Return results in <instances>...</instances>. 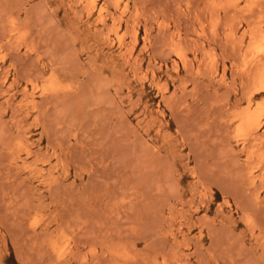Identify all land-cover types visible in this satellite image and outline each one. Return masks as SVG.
Returning a JSON list of instances; mask_svg holds the SVG:
<instances>
[{
    "label": "rangeland",
    "instance_id": "rangeland-1",
    "mask_svg": "<svg viewBox=\"0 0 264 264\" xmlns=\"http://www.w3.org/2000/svg\"><path fill=\"white\" fill-rule=\"evenodd\" d=\"M263 48L264 0H0V264H264Z\"/></svg>",
    "mask_w": 264,
    "mask_h": 264
},
{
    "label": "bare ground",
    "instance_id": "bare-ground-1",
    "mask_svg": "<svg viewBox=\"0 0 264 264\" xmlns=\"http://www.w3.org/2000/svg\"><path fill=\"white\" fill-rule=\"evenodd\" d=\"M251 36V35H250ZM260 37V36H259ZM255 39V38H254ZM253 39V40H254ZM243 40V39H242ZM250 41H251V39H250ZM255 41H256V39H255ZM257 42V41H256ZM239 45V44H238ZM241 47V46H240ZM239 47V48H240ZM247 47V46H246ZM238 48V49H239ZM236 49V48H235ZM254 49V48H253ZM264 49V48H263ZM237 50V49H236ZM235 50V51H236ZM255 50V49H254ZM238 51V50H237ZM245 51V50H244ZM259 54V53H258ZM257 54V55H258ZM237 55V54H236ZM244 56V55H243ZM239 57V56H238ZM255 57V56H254ZM256 57H258V56H256ZM255 57V58H256ZM260 57V56H259ZM247 58L249 59V57L247 56ZM262 58V57H261ZM250 60V59H249ZM261 60H263V59H261ZM253 62H254V59L252 60ZM251 61V62H252ZM255 61H256V59H255ZM246 62H248L247 64H250L251 62H249V61H246ZM246 62H245V64H246ZM258 62H259V60H258ZM240 63V62H239ZM246 64V65H247ZM255 66V65H254ZM253 66V67H254ZM246 67V66H245ZM249 67V66H248ZM249 68H247L246 67V70H248ZM241 71V70H240ZM242 71H243V69H242ZM241 71V72H242ZM253 70H251V72H252ZM244 72H246V71H243V73ZM248 72V71H247ZM254 74V73H253ZM244 76H245V74H243ZM251 75V74H250ZM249 76V75H248ZM252 77V76H251ZM250 77V78H251ZM247 78V77H246ZM250 78H249V80H250ZM253 79H254V81H255V83L257 84V85H259L261 88H264V69L262 70V69H259V70H257V72L253 75ZM246 83H245V85L247 84V81H245ZM249 83H250V81H249ZM257 88H259V87H257ZM255 93V92H254ZM253 93V94H254ZM245 99H247V98H245ZM249 110V109H248ZM254 112V111H253ZM251 114V113H250ZM241 117V116H240ZM248 117H249V115H248ZM258 118V117H257ZM257 118H255V117H251V118H249V120L246 122V124H245V126L244 127H241L242 128V130L243 129H245L246 130V133L248 134V136L250 137V138H252V139H254V140H260V139H262L261 137L262 136H257L256 135V133H257V130H258V128H259V124H258V122H257ZM247 120V119H246ZM260 120V119H259ZM242 125H243V123H242ZM240 126V125H239ZM241 128H240V130H241ZM240 133V132H239ZM261 135V134H260ZM248 140H250V139H248Z\"/></svg>",
    "mask_w": 264,
    "mask_h": 264
}]
</instances>
